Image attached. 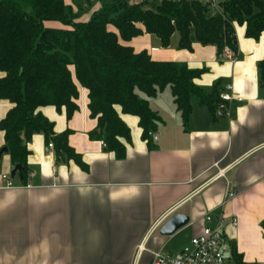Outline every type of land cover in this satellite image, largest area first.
Listing matches in <instances>:
<instances>
[{
    "label": "crops",
    "instance_id": "1",
    "mask_svg": "<svg viewBox=\"0 0 264 264\" xmlns=\"http://www.w3.org/2000/svg\"><path fill=\"white\" fill-rule=\"evenodd\" d=\"M64 3L79 9L75 21H87L101 8L97 0ZM46 25L63 26L54 20ZM233 26V59L219 58L210 44L192 42V50L179 49V35L167 47L146 33L126 42L152 59L203 68L194 80L197 86L209 90L217 84L220 93L230 85L235 97L221 100L214 115L193 103L183 124L170 90L164 89L148 98L157 115L151 130L155 140L143 136L137 116L115 106L130 131L129 139L119 138L125 147L122 159L91 136L97 121L90 116L87 90L80 83L74 80L78 98L71 116L64 107H38L52 121L55 134L68 132L66 143L78 160L57 154L54 144L48 146L52 141L46 143L35 132L26 143L28 171L22 180L17 173L11 178L14 164L7 151L2 153L0 264H151V251L176 253L204 225L218 220L226 257L236 264V251L245 264H264V83L258 70L264 33L254 39L245 35L244 24ZM109 29L114 31L111 25ZM11 105L0 99V119ZM3 174L13 185L6 186ZM228 190L232 197H226ZM207 213L212 215L209 221L204 219ZM174 214L188 216V222L172 235H162L159 228ZM180 233H185L183 242L169 246Z\"/></svg>",
    "mask_w": 264,
    "mask_h": 264
},
{
    "label": "trees",
    "instance_id": "2",
    "mask_svg": "<svg viewBox=\"0 0 264 264\" xmlns=\"http://www.w3.org/2000/svg\"><path fill=\"white\" fill-rule=\"evenodd\" d=\"M97 1L101 8L87 21H75L79 9L75 12L64 0H0V99L12 104L0 119V131L12 163L24 166L22 180L28 171L26 143L35 132L46 143L52 141L57 154L78 160L66 143L68 132L55 134L52 121L38 111L53 105L71 116L78 98L74 80L87 90V108L97 121L91 136L119 159L125 157L119 138L129 139L130 131L115 106L138 117L144 137L157 117L148 98L167 87L183 124L193 103L205 105L212 115L217 112L222 104L217 84L205 90L194 82L203 68L152 59L126 44L133 37L153 34L167 47L176 32L179 49L192 50V42L215 45L222 59L226 48L236 54L234 22L244 24L247 37L264 33V0H221L216 5L205 0ZM47 20L63 26L46 25ZM258 70L263 84L264 56ZM232 258L245 264L236 251Z\"/></svg>",
    "mask_w": 264,
    "mask_h": 264
},
{
    "label": "built area",
    "instance_id": "3",
    "mask_svg": "<svg viewBox=\"0 0 264 264\" xmlns=\"http://www.w3.org/2000/svg\"><path fill=\"white\" fill-rule=\"evenodd\" d=\"M209 4L216 5V0H206ZM234 53L226 48L223 53L224 58L233 59ZM230 85L225 86V89L220 92V98L222 101H229L235 96L230 92ZM237 99H241L237 97ZM223 104H220L221 107ZM147 137L154 139L152 131L147 132ZM101 142V141H100ZM103 143V142H102ZM104 144V143H103ZM53 143H49L48 146H52ZM2 177L6 180V186H11L12 181L7 174H3ZM234 192L228 190L226 197H232ZM212 215L207 213L204 219L211 220ZM222 220H218L216 225L209 226L204 225L200 234L191 237L188 245L184 246L176 253H167L161 250L151 251V264H235L230 258L224 254L225 235L221 228Z\"/></svg>",
    "mask_w": 264,
    "mask_h": 264
},
{
    "label": "water",
    "instance_id": "4",
    "mask_svg": "<svg viewBox=\"0 0 264 264\" xmlns=\"http://www.w3.org/2000/svg\"><path fill=\"white\" fill-rule=\"evenodd\" d=\"M6 151H7V146L5 145L0 149V156L2 155V153H6ZM23 169L24 166L19 164H14L9 171L11 178H14L16 175L15 173H17L20 175V179H21L20 173ZM188 219H189L188 216H185L183 214H174L171 218H169L165 223L161 225V227L159 228L160 233L165 236L172 235L173 232H175L177 229L185 225L188 222Z\"/></svg>",
    "mask_w": 264,
    "mask_h": 264
},
{
    "label": "rangeland",
    "instance_id": "5",
    "mask_svg": "<svg viewBox=\"0 0 264 264\" xmlns=\"http://www.w3.org/2000/svg\"><path fill=\"white\" fill-rule=\"evenodd\" d=\"M131 1H134V2H136V1H140V0H131ZM49 21H53V20H47V21H45V23L47 24V22H49ZM173 35L175 36V37H173ZM172 35V37H171V39L170 40H173V38H176L178 35H177V33L176 32H174V34ZM153 37H155L156 38V36H154V35H152ZM157 39V38H156ZM168 46H170V43H169V45ZM230 49V48H229ZM231 50V49H230ZM232 51V50H231ZM233 52V51H232ZM234 53V52H233ZM167 92L168 91V87L167 88H165V90H164V92ZM139 95H141L142 96V93H140L139 92ZM178 237H176V240L173 242V237H172V239H171V242L168 244L169 246L171 245V247L173 248L174 247V245H180L179 243H182L183 242V240H184V238H185V233H180L179 235H177ZM168 249H170L169 247H168ZM167 250V249H166ZM173 251H174V249H172ZM173 251H171V252H173Z\"/></svg>",
    "mask_w": 264,
    "mask_h": 264
}]
</instances>
